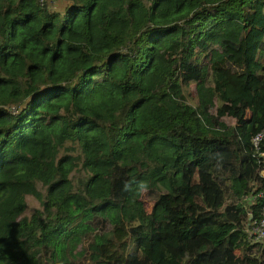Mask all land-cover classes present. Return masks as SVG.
I'll list each match as a JSON object with an SVG mask.
<instances>
[{"label": "trees", "instance_id": "trees-1", "mask_svg": "<svg viewBox=\"0 0 264 264\" xmlns=\"http://www.w3.org/2000/svg\"><path fill=\"white\" fill-rule=\"evenodd\" d=\"M69 1L0 0V264H264V0Z\"/></svg>", "mask_w": 264, "mask_h": 264}, {"label": "built area", "instance_id": "built-area-1", "mask_svg": "<svg viewBox=\"0 0 264 264\" xmlns=\"http://www.w3.org/2000/svg\"><path fill=\"white\" fill-rule=\"evenodd\" d=\"M40 3H44L45 1L50 0H39ZM264 139V131H260L252 137V143L255 148L256 153L260 157H264V150L260 147V142ZM252 199L254 197L251 196ZM251 235L254 237L256 241H262L264 239V204L261 209V216L259 219H256L252 222L251 229H249Z\"/></svg>", "mask_w": 264, "mask_h": 264}, {"label": "rangeland", "instance_id": "rangeland-1", "mask_svg": "<svg viewBox=\"0 0 264 264\" xmlns=\"http://www.w3.org/2000/svg\"><path fill=\"white\" fill-rule=\"evenodd\" d=\"M49 7L51 10L59 11L60 13H64V11L71 5V2L69 0H50L48 1ZM258 59L261 61L262 64H264V49L259 53ZM189 90H191L192 93H194L193 83L190 84ZM187 100L190 101V97L187 95ZM26 201L28 203V210L27 213H29L32 208L38 206V202L35 198H32L31 196L26 197ZM147 209L150 208V204L146 203Z\"/></svg>", "mask_w": 264, "mask_h": 264}, {"label": "bare ground", "instance_id": "bare-ground-1", "mask_svg": "<svg viewBox=\"0 0 264 264\" xmlns=\"http://www.w3.org/2000/svg\"><path fill=\"white\" fill-rule=\"evenodd\" d=\"M261 213V212H260ZM249 235V234H248ZM252 236V235H251ZM250 237V236H249ZM250 239H252V238H250ZM253 242V241H252ZM259 242H260V240H259Z\"/></svg>", "mask_w": 264, "mask_h": 264}]
</instances>
